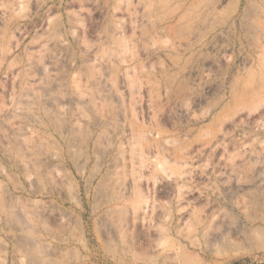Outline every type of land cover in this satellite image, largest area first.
Wrapping results in <instances>:
<instances>
[{
  "label": "rangeland",
  "instance_id": "rangeland-1",
  "mask_svg": "<svg viewBox=\"0 0 264 264\" xmlns=\"http://www.w3.org/2000/svg\"><path fill=\"white\" fill-rule=\"evenodd\" d=\"M231 221L264 228V0H0V264H264Z\"/></svg>",
  "mask_w": 264,
  "mask_h": 264
},
{
  "label": "bare ground",
  "instance_id": "bare-ground-1",
  "mask_svg": "<svg viewBox=\"0 0 264 264\" xmlns=\"http://www.w3.org/2000/svg\"><path fill=\"white\" fill-rule=\"evenodd\" d=\"M27 101H28V99H27ZM8 215H9V212H8ZM10 218H11V220H13L15 222L16 221L19 223L21 222V217H19V215L16 214V211L10 212ZM109 220L110 219H108V221ZM109 227L111 228V225ZM26 242L28 243V245L30 247H32V246L34 247L36 244L34 241H32V239H29V238H27ZM205 242L207 244L214 245V246L218 247L217 249H219V250H238V249H240L239 247H241V246L243 247V245H245V246L249 245L252 247H262V246L264 247V228L263 227H253V228H244L243 227L242 228L241 225L234 224V222H232V221L228 222L227 224H221V225L215 224L212 226L211 230L206 231ZM37 246H39V245L36 244L35 247H37ZM39 252H40V248L30 249L29 258L31 260H37L41 264H60V263H56V262L46 261L44 258L38 256Z\"/></svg>",
  "mask_w": 264,
  "mask_h": 264
}]
</instances>
